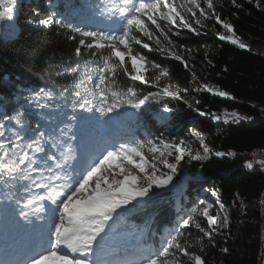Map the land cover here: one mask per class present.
I'll use <instances>...</instances> for the list:
<instances>
[{
  "label": "snow or ice",
  "instance_id": "obj_1",
  "mask_svg": "<svg viewBox=\"0 0 264 264\" xmlns=\"http://www.w3.org/2000/svg\"><path fill=\"white\" fill-rule=\"evenodd\" d=\"M230 3L235 9L244 8L237 0ZM246 3L261 7L260 0H246ZM17 5L18 0H0V25L8 21L6 27H14L11 22ZM223 6L220 0V7ZM100 15L111 22L109 28L74 26L70 16L55 11L39 21L45 27H55L58 34L65 35L76 45L74 56L78 67L71 74L76 79L74 96L81 110L95 109L101 116L110 118L119 108L128 106L139 112L155 103L161 105L164 113H171L169 102L183 100L189 109L202 117L210 115L217 122L238 124L253 119L236 111L223 114L200 111L195 105L201 101L195 97L194 102L186 99L188 89L173 84L169 69L147 54L159 53L191 71L188 59L179 51L181 46L171 37H179L185 29L200 35L208 21L224 29L223 33H217L219 40L252 51L237 35L233 24L221 18L216 0H110L101 8ZM81 61L83 70L79 68ZM91 72L97 73L99 82L89 89L87 81L91 79ZM121 76L132 82L126 89L120 86ZM136 82L156 90L140 98ZM194 91L235 100L227 91L208 84ZM37 97L55 99L52 91L43 88ZM37 106L48 107L47 104ZM75 107L74 104L73 109ZM26 119L27 110L21 106L14 109V114L3 113V122H0V137L4 138L0 141V181L5 189L0 214L11 216L19 208L20 219L27 223H32L31 218L35 216L41 221L38 225L41 243L25 259H0V264H206L200 253L206 246L214 247V236L230 223L228 208L216 191L213 195L219 210L213 214L214 205L200 200L186 218L178 221L175 234L170 232L162 239L159 248L138 245L116 259L112 257L114 249L108 247L109 234L121 209L129 205L143 206L157 194L156 190L174 186L182 162L190 164L212 155L223 157L235 153L214 151L201 132L190 129V136L199 143L198 149L193 148L191 140L172 138L160 132L152 139L121 142L94 158L82 157L77 161L70 143L75 137L70 135L69 125L52 127L53 122L42 115L49 127L45 129L38 122L31 129L33 135L28 136L30 128ZM9 131L11 135L6 136ZM253 155L254 159L245 166L252 169L259 165L264 170V156L256 159ZM75 163L79 164V172ZM197 246L198 252L190 250ZM222 251L227 253L228 249Z\"/></svg>",
  "mask_w": 264,
  "mask_h": 264
},
{
  "label": "trees",
  "instance_id": "obj_2",
  "mask_svg": "<svg viewBox=\"0 0 264 264\" xmlns=\"http://www.w3.org/2000/svg\"><path fill=\"white\" fill-rule=\"evenodd\" d=\"M69 1L79 0H18L14 21L11 22L14 27L8 29V21L0 25V122H3V113L14 114V109L22 106L27 110L26 123L30 128L27 135L32 133L31 129L35 128L41 116L47 115V110L60 107L59 101L83 118L91 115V112L79 108L74 96L76 79L71 73L78 67L74 56L76 45L65 35L58 34L55 27L48 28L39 23L53 10L70 11ZM223 2V7H217L221 18L233 24L237 35L242 42L250 44L252 51L219 40L217 33H221V27L208 21L205 26L208 31H201L200 35L185 29L179 37H171L181 46L179 51L188 59L191 71L159 53L147 54L154 62L169 69L173 84L188 89L185 98L190 101L194 97L191 93L193 72L204 84L235 97V100H228L204 92L196 97L201 101L195 105L200 111L209 114L236 111L253 119L242 124L230 122L217 125L211 122L214 120L209 115L210 122L192 121V112L183 100L170 101L169 107L173 109L170 121L161 125L152 120L146 130H149L151 139L164 132L172 138L186 140L189 130L195 129L206 137L214 151L235 153L223 157L212 155L209 159L187 165L190 180L202 175L206 180L200 184L201 187L219 193L221 202L228 208L230 221L228 228L214 236L215 246H206L200 254L206 264H264V170L259 165H254L252 169L245 166L247 161L254 159L253 154L256 159L264 156V0H260V8L255 3L249 5L246 0H237L244 4L243 9L233 8L230 0ZM80 17L71 20V23L79 26ZM79 68L83 70L82 61ZM90 76L87 81L89 89L99 82L96 72H91ZM119 83L123 89L132 84L124 76L120 77ZM163 83L165 81H161ZM136 87L140 98L156 90L139 82H136ZM42 88L52 91L55 99L37 97ZM4 101H7L6 105ZM37 104H47L48 107L41 109ZM159 112H163L161 105L152 103L139 111V118L144 120L146 113L155 115ZM124 124L128 126L130 122L125 118ZM5 135L10 136L11 132ZM3 139L0 137V141ZM201 187L197 188L193 183L187 186L186 197L180 200L178 210L174 208L170 194L157 191L143 206L129 205L121 209L114 223L118 224L120 231L136 229L139 236L145 239L155 229L167 228V233L175 234L181 217L186 218L199 204ZM237 201L241 202L238 206L243 208L240 214L234 206ZM216 212L212 211L213 214ZM223 248H227L228 252H223ZM190 250L198 252V246Z\"/></svg>",
  "mask_w": 264,
  "mask_h": 264
},
{
  "label": "rangeland",
  "instance_id": "obj_3",
  "mask_svg": "<svg viewBox=\"0 0 264 264\" xmlns=\"http://www.w3.org/2000/svg\"><path fill=\"white\" fill-rule=\"evenodd\" d=\"M216 3H217V7L220 6V0H216ZM102 18H105L104 16L101 15ZM222 31L221 33L224 32V29L221 28ZM202 32H206L208 31V28H204L201 30ZM250 45V44H248ZM204 84L203 81L199 80L198 78H195V80L193 79V83H192V86H191V93L194 95V97H198L200 94L204 93V92H195L194 89L200 85ZM193 101V99L191 100ZM194 102V101H193ZM192 113L195 114V110L193 109H189ZM169 114V113H167ZM100 113L97 111L95 116H94V123L96 125H99L100 123ZM112 121L111 123L109 122H105V124L107 126H109L111 128L112 131L116 130V134H119L120 132L118 131V129H120V126H119V123H118V119L117 118H110ZM155 119L158 121L159 124L161 125H164L168 122L169 118L168 116L165 114V115H157L155 117ZM220 123V121L218 122ZM100 131L102 133V138H105V134L103 132V127L101 126L100 128ZM206 138V137H205ZM187 140H191L193 142V148L194 149H198L199 148V143L198 141H195V138L191 137L190 136V133L187 134L186 136V141ZM206 142H207V139H206ZM79 144L76 142L74 144V147H77ZM118 145V144H116ZM193 162V161H192ZM189 163H186V162H182L181 166H180V175L176 177V180H174L173 184L174 186H170L168 189L166 190H163V192H168V193H172L175 197V202L177 201L178 202V198L180 196H182L183 194V190L185 189L187 183H189V178L186 174V168H187V165ZM200 179V178H199ZM196 180L194 182H199L200 180ZM193 182V183H194ZM200 187V186H199ZM201 193L200 195L201 196V200H205L207 203H212L214 206H213V209L212 211L216 210L218 211V204H216V197L213 195V191H207L205 189H201ZM161 191V190H160ZM238 205H241V202L240 201H237L234 203V206H235V209L236 211L240 214L242 211H243V208L242 206H238ZM25 222L24 220L20 219L19 217V211L18 209L16 208L15 209V212L11 215V216H4L3 218H0V233H1V225H6V228L7 230L9 229H16L18 227H22V226H25ZM6 233V231H5ZM4 233V234H5ZM126 239L124 237H121L120 235L116 234L115 236L109 238L108 240V247L109 249H114V251H112V255L117 253L118 251L122 250L123 249V246L124 244L126 243ZM0 243H6L5 241L3 242L2 239H0ZM159 243L160 245L162 244V240L159 239Z\"/></svg>",
  "mask_w": 264,
  "mask_h": 264
},
{
  "label": "bare ground",
  "instance_id": "obj_4",
  "mask_svg": "<svg viewBox=\"0 0 264 264\" xmlns=\"http://www.w3.org/2000/svg\"><path fill=\"white\" fill-rule=\"evenodd\" d=\"M79 164L77 163V165L76 166H78ZM28 249V248H27Z\"/></svg>",
  "mask_w": 264,
  "mask_h": 264
}]
</instances>
